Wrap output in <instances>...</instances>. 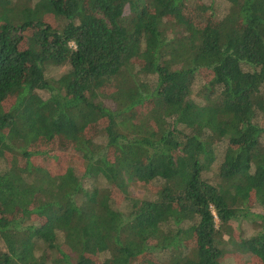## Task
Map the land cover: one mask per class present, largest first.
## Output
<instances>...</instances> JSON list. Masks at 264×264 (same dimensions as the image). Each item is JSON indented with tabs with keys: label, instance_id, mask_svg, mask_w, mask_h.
Wrapping results in <instances>:
<instances>
[{
	"label": "trees",
	"instance_id": "16d2710c",
	"mask_svg": "<svg viewBox=\"0 0 264 264\" xmlns=\"http://www.w3.org/2000/svg\"><path fill=\"white\" fill-rule=\"evenodd\" d=\"M222 1L0 0V264H264V0Z\"/></svg>",
	"mask_w": 264,
	"mask_h": 264
},
{
	"label": "rangeland",
	"instance_id": "374dc122",
	"mask_svg": "<svg viewBox=\"0 0 264 264\" xmlns=\"http://www.w3.org/2000/svg\"><path fill=\"white\" fill-rule=\"evenodd\" d=\"M206 5H209L212 9V12L216 17H222L228 10V4L225 3L222 0H202ZM64 71V68H50L46 72V77L48 79H53L58 77L62 72ZM206 75V74H205ZM199 81V80H198ZM13 97H9L5 101V108L8 109L11 104L13 103ZM107 105L110 106V103L106 102ZM87 134L90 133V129L86 131ZM102 143V139H101ZM51 152L46 157L47 163L49 164V168L53 173L59 172L57 170V167L60 168V171L63 170V168L68 166H78L81 167L80 159L76 157V155L70 154L68 152L66 147H63V145L60 142H54L51 146ZM34 159V158H33ZM32 159V160H33ZM217 170V164H215L212 167V170L208 173L204 174V177L207 178L209 181L214 182L216 180L215 172ZM89 185V183H88ZM149 190L145 187H143L141 184H133L129 190L128 193L130 197L135 199H141L144 196L149 197L151 195ZM121 209H128L127 203H124L121 206ZM248 212L253 215H258L263 213V209L259 206L253 205V203H250L248 206ZM245 215V216H244ZM253 216L242 214L237 220L231 222V230H232V240L234 242H239L240 237L245 238L249 237L254 232L253 223L257 222ZM227 239V236L225 237ZM229 253L225 255V257L222 259L220 264H253L257 263L255 258H248L245 255L237 254L236 250H231L232 248L229 247ZM165 259V258H164Z\"/></svg>",
	"mask_w": 264,
	"mask_h": 264
}]
</instances>
